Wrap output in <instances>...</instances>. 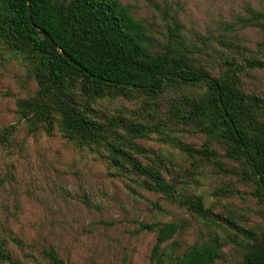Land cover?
<instances>
[{"label": "trees", "instance_id": "obj_1", "mask_svg": "<svg viewBox=\"0 0 264 264\" xmlns=\"http://www.w3.org/2000/svg\"><path fill=\"white\" fill-rule=\"evenodd\" d=\"M247 25L264 31V11H253ZM179 29L175 23L165 44L156 41L120 0H0V41L24 59L37 85L32 95L17 102L18 117L28 133L58 132L79 148L104 150L115 176L143 177L144 189L190 210L212 227L220 217L205 207L202 197L179 194V183L168 180L163 158L136 141L161 134L163 142L223 170L210 144L196 148L156 124L104 115L99 109L102 101L154 99L175 88L179 93L169 121L222 145L224 157L239 163L241 176L255 183L262 224L257 230L236 227L241 240L232 242L240 258L228 264H264V92L247 93L243 86L246 74L264 70V42L259 54L250 57L238 59L222 51L216 71L194 57ZM16 132V125L0 129V147L9 146ZM142 229L157 234L152 264H217L225 259L227 242L217 233L178 254L174 243L168 244L180 229L177 224ZM10 241L20 244L12 237ZM8 247L9 241L0 238V264H19ZM46 258L48 264H67L55 250L46 251Z\"/></svg>", "mask_w": 264, "mask_h": 264}, {"label": "rangeland", "instance_id": "obj_2", "mask_svg": "<svg viewBox=\"0 0 264 264\" xmlns=\"http://www.w3.org/2000/svg\"><path fill=\"white\" fill-rule=\"evenodd\" d=\"M120 1L163 44L176 23L194 57L216 71L222 51L229 50L238 59L250 57L259 54L264 42V31L247 25L253 11H264V0ZM243 83L247 93H263L264 70L246 74ZM36 88L24 59L0 41V129L17 127L11 144L0 147V238L9 241L8 249L19 264H48L49 250L67 264H152L157 234L142 227L161 223L180 227L168 242L174 243L178 254L217 233L227 242L225 259L217 264L239 260L238 246L232 242L241 240L236 227L257 230L262 224L255 183L241 176L239 163L224 157L222 145L169 121L179 91L171 88L148 100L102 101L99 109L104 115L133 116L156 124L196 148L210 144L220 155L217 161L223 170L163 142L161 134L136 141L163 158L168 180L179 183V194L202 197L205 207L220 217L212 227L190 210L144 189L143 177L115 176L104 150L79 148L58 132L30 135L18 117L17 102ZM223 191L233 195H222ZM11 237L20 244L11 242Z\"/></svg>", "mask_w": 264, "mask_h": 264}]
</instances>
